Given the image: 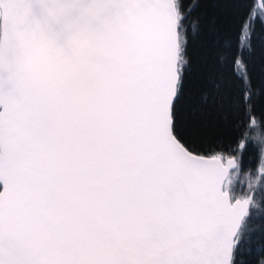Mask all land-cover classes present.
Here are the masks:
<instances>
[{
    "label": "snow or ice",
    "instance_id": "obj_1",
    "mask_svg": "<svg viewBox=\"0 0 264 264\" xmlns=\"http://www.w3.org/2000/svg\"><path fill=\"white\" fill-rule=\"evenodd\" d=\"M258 18L264 0H0V264H264ZM241 105L258 163L238 191L247 133H214Z\"/></svg>",
    "mask_w": 264,
    "mask_h": 264
},
{
    "label": "trees",
    "instance_id": "obj_2",
    "mask_svg": "<svg viewBox=\"0 0 264 264\" xmlns=\"http://www.w3.org/2000/svg\"><path fill=\"white\" fill-rule=\"evenodd\" d=\"M249 4L259 3V0H248ZM259 8H257V13H259ZM255 28L257 33H264V23H261L259 18L255 22ZM239 35V20H237L232 28H231V38L235 40ZM257 87H264V83L257 78ZM251 115L252 118L259 123L261 114L264 113V91L254 94L251 101ZM246 105H241L240 111L238 113H233L228 116L226 120H222L220 126L215 130V135L223 138L225 144L231 143L237 137L241 139H245L240 134L241 132L247 133V139H245V154L244 160L245 165L241 168L240 172H248L253 171L258 163V145L255 140V131L251 127H238L243 123V117L246 110ZM250 123V122H249ZM260 223L261 221L258 219L256 221ZM259 256V250L255 249L251 253H246V259L250 262V264H255Z\"/></svg>",
    "mask_w": 264,
    "mask_h": 264
},
{
    "label": "rangeland",
    "instance_id": "obj_3",
    "mask_svg": "<svg viewBox=\"0 0 264 264\" xmlns=\"http://www.w3.org/2000/svg\"><path fill=\"white\" fill-rule=\"evenodd\" d=\"M250 173H252V171L239 172V174L236 176L235 184L237 186L238 191L239 190H246V185L248 183Z\"/></svg>",
    "mask_w": 264,
    "mask_h": 264
}]
</instances>
